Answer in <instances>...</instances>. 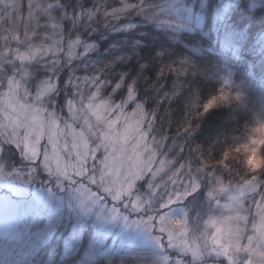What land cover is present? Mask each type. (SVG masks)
Returning a JSON list of instances; mask_svg holds the SVG:
<instances>
[{
  "label": "trees",
  "instance_id": "obj_1",
  "mask_svg": "<svg viewBox=\"0 0 264 264\" xmlns=\"http://www.w3.org/2000/svg\"><path fill=\"white\" fill-rule=\"evenodd\" d=\"M163 1L167 6L161 5ZM220 1L225 8L223 11H217L216 0H203V9L200 0L192 6L188 0H133L142 12L130 13L115 21L106 17L105 11L119 6V0H0V82L9 76L19 80L21 73L27 72L29 75L24 80L28 90L30 83L42 77L52 81L58 77L56 103L50 109L59 113L62 110L57 111L56 105L63 108L67 97L76 93L73 98H80L81 91L85 99L88 96L87 88L74 89L71 84H65L66 80L78 82V78L85 75L99 74L104 81L101 95L106 96L115 82L123 80L127 85L134 79L136 98L143 104L147 117L143 124L147 140L157 149L158 156L167 154L169 159L177 162L175 166L180 163L197 165L206 161L211 165L208 167L210 171H216L228 180L236 173L225 172L216 164L220 153L240 140L245 123L253 126L264 122V51L257 46L259 35L264 32V3L249 9V0ZM49 2L56 5L51 11L52 20L43 11ZM228 2L229 5L225 6ZM181 6L190 7L196 14L203 11L201 25L197 26L196 19L190 18L188 12L181 11ZM81 8L94 10L95 18L91 21L86 16L77 18ZM53 21L63 24L62 31L49 27ZM188 24L193 27L196 24L194 28L198 29ZM76 37L83 44H92V50L87 56L62 59L59 54L62 53L63 41L68 43V56L69 41ZM36 47L48 48L51 53L25 65L15 60L17 52H27ZM222 61L231 68L233 81L244 85L245 94L232 103L218 102L205 112L204 105L220 92L217 72ZM177 69L182 70L183 75H179ZM125 90L119 89L112 98L119 100ZM131 107L129 105L126 112L131 113ZM52 117L55 119L54 115ZM42 120L45 125L41 132L48 137L45 131L48 119ZM56 122L59 127L52 130L55 146L48 139L46 162L61 160L67 168L73 159L79 161L83 157L84 144H76L73 132H83L86 143L97 145V140L103 139L100 133L91 136L83 118L70 121L64 117ZM6 124L11 127L9 121ZM81 128L83 131L79 130ZM0 145V167L4 175L12 167H20L24 175L26 169L37 171L36 164L24 159L22 152L13 145L2 141ZM110 164L113 173L120 174L118 177L127 174L124 165L114 161ZM50 171L33 176L29 188L50 186L58 193L54 185L65 176H55ZM167 175H162V179L159 177L155 185L158 182L168 186ZM146 181L137 190L139 198L149 196L143 189ZM63 185L66 186L67 182ZM258 187L264 193V184H258ZM162 201L160 195L155 206ZM88 237L87 234L83 236L77 251L71 254H62L61 246L54 251L53 240L38 252L26 249L29 257L25 262L0 260V264H141L140 260L125 256L117 243L107 253L94 257L93 263L82 260Z\"/></svg>",
  "mask_w": 264,
  "mask_h": 264
},
{
  "label": "rangeland",
  "instance_id": "obj_2",
  "mask_svg": "<svg viewBox=\"0 0 264 264\" xmlns=\"http://www.w3.org/2000/svg\"><path fill=\"white\" fill-rule=\"evenodd\" d=\"M188 1L191 6L196 3V0ZM234 2L236 1H231V3ZM263 3L264 0H249L248 6L249 9H252ZM164 4L166 1H163L161 5L167 6ZM200 4L203 5V0H200ZM227 5L229 2L225 4V6ZM201 7L203 9L204 5ZM216 7L217 11L225 9L220 0H216ZM182 10L188 12L190 18L196 19L197 26L201 25L203 11L201 13L198 11L196 14L190 7L181 6ZM181 22L180 20L179 23ZM188 26L198 29L194 28L196 24L194 27L192 24H188ZM63 44L60 49L62 53L59 56L62 59H68L66 55L68 43L63 41ZM257 46L264 51V32L259 35ZM11 58L13 59V56ZM4 59L7 57L4 56ZM219 69L220 71L217 72V80L221 86L219 91L223 90L231 94L236 100L242 99L245 94L244 85L240 86L241 84L233 81L231 68L225 61H222ZM24 79L22 80L21 96L25 102L33 104L31 95L24 96V90L27 89ZM45 79L47 77L30 83L29 93L34 92L37 82ZM220 92H218V96ZM219 102L224 103L225 101ZM54 107L55 104H50L49 111L42 113L41 118L48 119L49 113L54 115L56 120L64 118V103L63 108L56 105L57 111L62 110L59 113L55 110L52 112L51 109ZM5 115L6 113L0 107V141L9 143L21 151L19 141L25 135L23 127L19 128L18 135L14 136L12 127H8L6 124L8 120L5 119ZM79 130L83 131L82 128ZM97 141V145L94 142L93 144L92 142L87 143L88 146L85 147L83 157L79 161L73 159L65 168L66 166L61 164V160L53 163L46 162L49 148L48 137L41 132L40 140L34 142L35 154L28 146L24 147L23 152L21 151L24 159L29 162L35 161L39 157L35 169L37 171L26 169L24 175L20 167H12L10 172H6L4 175L0 167L1 261L25 262L29 257L26 249L38 252L53 240L54 251L61 246L62 254H71L77 251L76 248L81 244L83 236L87 234L89 237L81 259L90 263H93L94 257L101 256L104 252L107 253L114 247V243H117L116 246L119 249L123 248L122 253L125 256L133 260H140L141 264H246L248 253L244 251V246L248 244V237L252 235V220L256 213V203L254 202H259L261 196L264 195L260 192L261 190L247 194L243 198L239 210L235 207L231 210L225 209L223 205L231 203L228 193L219 198V206L214 202L207 201L206 193L214 184V180L205 175L204 179L200 181L197 192L199 194L190 195L187 197L189 200L180 202L182 199H178L176 193L181 192L189 180L186 173L201 166L191 163L183 164V174L179 178L173 173L182 163L170 166L156 177H152L145 171L142 177L133 181V186L129 188L125 183L128 173H124V177L122 175L118 177L117 175L120 174L113 173L112 169L106 167L104 163L112 149L106 148L103 139ZM25 143L29 142L25 141ZM162 158L169 159L167 154L157 157L158 160ZM49 170L53 172V175L56 174L55 176H65L64 180L62 179L60 183L54 185L58 188V193L53 191L50 186L29 188L33 176ZM206 171H210V169L207 168ZM211 172H213V176L221 175L216 171ZM164 174H168L169 187L158 182L155 185L157 179L159 180V177L162 179ZM145 175L149 179H143ZM67 177L68 179H66ZM221 179L227 184L226 177L221 175ZM145 180L148 181L143 189L149 196L139 198L137 190ZM64 182H67L66 186L63 185ZM164 186L166 188H162ZM229 194H235V190L230 191ZM160 195L163 197V201L159 206H155V200ZM165 205L167 207H164ZM160 209L163 210L160 212ZM146 210L150 211L149 214L145 213ZM230 214L246 216L249 222H240L236 226L239 229L238 234L235 228L231 232L226 231L218 245L212 240L214 230L205 231L203 220L208 216H219L221 217L219 222H222ZM161 216L164 217L163 223ZM256 219L258 220V217ZM172 221L177 222L178 229L182 230L168 229L167 224ZM165 226V232L161 233V227ZM169 240H172L171 244L168 242ZM236 241H238L239 250L232 247ZM185 245L189 249H196L198 256L193 257L187 252H182L181 248ZM253 246L256 247L255 244ZM221 247L228 249V258L217 254ZM253 259L259 264H264V255H258Z\"/></svg>",
  "mask_w": 264,
  "mask_h": 264
},
{
  "label": "snow or ice",
  "instance_id": "obj_3",
  "mask_svg": "<svg viewBox=\"0 0 264 264\" xmlns=\"http://www.w3.org/2000/svg\"><path fill=\"white\" fill-rule=\"evenodd\" d=\"M137 4L133 0H119V6L106 9L105 16L111 17L115 21H119L124 16L136 12ZM56 7L54 2H49L47 9L43 11L49 15V19L52 20L51 11ZM141 9V8H140ZM142 10V9H141ZM86 18L91 21L95 18V11L81 8L77 13V18ZM49 27L53 29H60L62 31L63 24H57L54 21L49 24ZM81 45L83 47L81 48ZM92 44H83L79 37H76L69 41V53L68 59H73L76 55L87 56L92 50ZM51 50L40 47L29 49L27 52H17L15 55V60L21 65L29 64L34 62L38 57L50 55ZM175 71V69H170ZM29 74L27 72L21 73V79H17L15 76H9L4 82H0V107L6 113L5 119L9 121V126L13 129V135H18L17 130L23 127L24 137L19 141L20 150L23 152L24 147H30V150L35 154V141L40 140L41 127L45 125V121L41 118L42 109L37 107L36 104H30L23 100L21 96L22 80L27 78ZM101 77L99 74L88 76L85 75L82 78H78V82L65 81V84H71L74 89L82 90L83 88L88 89V109L99 119H104L108 116L109 111L113 112L120 111L121 116L124 118V122L121 123L118 120H113L112 117L108 116L107 120H104L106 125V131L103 136V142L106 148H111L112 152L105 159L104 163L106 167H111L110 161H114L118 165H124L128 173V179L125 181L128 187L133 186V181L138 180L142 177L143 172L147 171L152 177H156L161 172H164L170 166L176 164L177 162L172 161L171 163L167 159H157L158 155L151 152L148 146L147 132L144 130L143 124L146 122V113L144 107L136 103V87L135 84L129 82L127 85L124 84L123 80L115 82L112 86V96L121 88H125V92L122 96V103L115 105V110L111 106L112 102L105 100L103 102H97L100 98L104 84H102ZM59 87L58 77L55 83L51 79H45L37 82L34 92L29 93L27 89L24 90V96L31 95L35 96L37 100H43L47 96L53 93L54 89ZM80 98L83 101L82 91L80 92ZM229 96L227 94H221L216 98L210 100L204 105V111L207 112L209 109L213 108L219 101H228ZM131 107V113L126 112V109ZM82 106V105H81ZM75 101L72 99L66 100L64 104V109L66 112H73L76 110ZM15 117V119H13ZM111 121V123H109ZM56 120L52 117V114H48V120L46 121L45 131L48 133V139L52 140L53 146H55V140L52 136L53 128H58ZM262 135H264V126L257 129ZM74 141L78 144H84L87 147L85 140V135L83 132L79 134L76 132L72 133ZM25 141L29 143L26 144ZM264 142V141H254ZM152 156L153 159H148ZM147 160V163L145 161ZM184 165L180 164L179 168H176L173 175L177 178L182 174ZM190 187L193 189L197 188L198 185L191 183ZM260 188L257 184H247L239 187L235 190V194H229L230 192L221 182L219 183L218 191L222 194L228 193V199L231 203H226L223 205L225 209H233L234 207L239 210L240 204L243 198L249 193L259 192ZM190 193L185 190L183 193L177 192L176 197L178 199H183L185 196H189ZM212 198V202L219 206V199L214 197L212 193H209ZM118 197V194H117ZM256 203V213L252 220V235L248 237V244L244 246V251L248 253V259L246 264H254V257L258 255H264V195L261 196L259 202ZM164 207H167L165 205ZM258 217V220L256 219ZM161 221L163 223L164 217L161 216ZM240 222L248 223V217L241 215H229L224 221L217 222L213 220L211 222V227L214 230L212 235V240L216 244H220L221 239L224 237L226 231L231 232L235 228L238 234V227H236ZM173 224L178 228L177 222H168ZM165 227H161V233H164ZM170 235V233H169ZM170 244L172 240L168 241ZM163 243V240H161ZM256 245L254 247L253 245ZM233 248L239 250L238 241L234 242ZM182 252H187L193 257L198 256V251L196 249H189L186 245L181 248ZM217 254H222L228 258V249L221 247Z\"/></svg>",
  "mask_w": 264,
  "mask_h": 264
},
{
  "label": "clouds",
  "instance_id": "obj_4",
  "mask_svg": "<svg viewBox=\"0 0 264 264\" xmlns=\"http://www.w3.org/2000/svg\"><path fill=\"white\" fill-rule=\"evenodd\" d=\"M136 8L137 11L132 12L133 14L142 12L138 4ZM45 9H47V7ZM9 63H11V61H9ZM176 71H178L179 75H183L182 70L177 69ZM100 82L104 84L103 80H101ZM131 82L136 84V81L134 79ZM53 83H55V81H53ZM57 91L58 88L54 89L53 93L43 100H37L35 96H33L32 103L38 105L42 109V112H48L49 105L56 103L55 96ZM221 94H227L229 96V103L234 102L235 97L231 94L223 90L220 92L219 95ZM74 96H76V93H74L73 96H69L65 99V101L69 99L74 100L77 106L76 110L71 113L66 112L64 109L65 118L70 121H80L81 118H83V123L87 127L88 132L91 134V136L95 137L97 133H100L102 137L104 136L106 131V125L104 123V120H107L108 116L112 117L113 120H118L121 123L124 122V118L121 116L120 111H115V115H113L112 111H109L108 116L104 117L103 120L97 118L88 109L87 99H84L82 101L81 98H73ZM105 100H109L112 102L111 106L114 110L115 105H119L122 103V97L119 100H114L112 98V91L109 92V94L106 96L100 95V98L97 102L99 103ZM136 103H139L143 106V104L138 101L137 98ZM109 123H111V121H109ZM261 126H264V123H261L259 125L255 124L253 126H249L247 123H245L243 136L240 138V140L228 146L220 153L219 159L216 161V164L221 166L225 172L230 173L232 171H235L236 173L235 177L228 178L227 184H225V181L221 179V175L213 176V172L206 171V169L211 166L208 164V162L200 161L201 166H197L194 169L190 170L188 173H186V175L189 177V180L185 183L181 193H183L185 190H187L190 195H194L195 193H197L199 191L200 181L204 179L205 175L211 177L214 180V184H212V186L206 193V199L209 203L212 202V198L209 196V193H212L213 196L218 199L223 195L218 191L219 183L221 182L225 185L229 192L232 190H237L239 187L247 184H264V179H261V177L264 176V142L254 143V141H264V135L257 131V129ZM93 129H95V131H93ZM185 131H187V129H185ZM148 146L152 153H154L155 155L159 154L157 149L152 146L151 141L148 142ZM38 159L39 157L37 158V160L32 161V163L36 164ZM148 159H153V157L149 156ZM167 160L170 163L173 161L172 159ZM145 163H147V160L145 161ZM146 178L149 179L147 175H145L143 179ZM191 183H195L196 185H198V187L193 189L192 187H190ZM187 197L188 196H185L182 200H180V202L186 200ZM220 219L221 217L219 216H208L207 218H205L203 220L205 231L212 229L211 222L213 220L219 223ZM167 227L172 231L182 230L176 228L171 223H168ZM254 264H259V262L254 260Z\"/></svg>",
  "mask_w": 264,
  "mask_h": 264
}]
</instances>
